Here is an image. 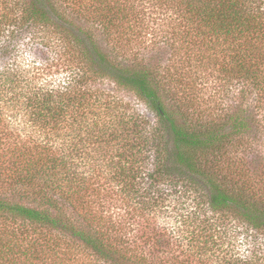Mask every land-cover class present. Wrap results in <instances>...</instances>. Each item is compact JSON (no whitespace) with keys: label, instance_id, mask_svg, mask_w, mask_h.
Returning <instances> with one entry per match:
<instances>
[{"label":"trees","instance_id":"16d2710c","mask_svg":"<svg viewBox=\"0 0 264 264\" xmlns=\"http://www.w3.org/2000/svg\"><path fill=\"white\" fill-rule=\"evenodd\" d=\"M171 1L187 53L204 46L239 82L245 101L220 121L169 96L160 72L100 48L97 32L109 37L132 16L119 0H0V217L31 228V250L20 252L33 264H154L95 214L99 199L117 196L135 208L131 219L147 220L141 237L158 264H264V181L242 151L261 125L248 95L264 110V0ZM47 53L66 60L59 82L42 76ZM104 80L154 118L100 89ZM172 196L184 209L161 226L152 219ZM14 246L0 244L7 264Z\"/></svg>","mask_w":264,"mask_h":264},{"label":"rangeland","instance_id":"374dc122","mask_svg":"<svg viewBox=\"0 0 264 264\" xmlns=\"http://www.w3.org/2000/svg\"><path fill=\"white\" fill-rule=\"evenodd\" d=\"M119 1L129 8L128 11L133 8L132 16L129 23H125L124 29L111 32L109 37L102 32H97V40L101 49L123 62L133 63L136 60L140 65H146L149 69L160 72L169 96L182 100L185 106L207 122L220 121L226 108L235 109L244 103V97L239 94V82L224 77L220 57H207L208 52L202 45L198 48L197 46L190 48L187 53V48L180 44L176 31L180 29L181 20L177 14L178 9L171 5V0ZM82 20L80 21L82 25L91 26L90 22L86 23ZM28 56L31 59L33 54ZM182 59H185V63L179 70V62ZM45 60L46 70L43 71L42 76L52 77L59 82L66 75L65 58L47 53ZM98 87L126 101L128 106L136 109L149 120L154 118L153 113L131 90L115 86L109 80L101 81ZM252 97L253 95H248L247 98L250 106L248 113L251 118L259 120L261 125L251 129L246 136L250 144L245 148L246 150L242 151L245 153L249 168L253 171L255 169L256 175L263 176L264 181V110L260 107V103ZM168 101L172 103L171 99ZM14 198L18 202L32 205L26 199H22L20 194H15ZM179 201L182 202L183 198L177 199L176 196H172L169 207L166 209L167 212L152 220H156L162 226L173 217L172 210L177 212L179 209L180 211L184 209L177 205ZM134 209L131 204L119 196L114 199L101 198L94 206L95 214L103 217V222L100 220L102 226L104 225V228L110 226L114 238L120 240L123 236L129 237L137 252L149 254L153 263L158 264L157 261L162 259L161 252L155 247L143 244L141 235L143 236V231H148L143 230L146 229L147 220L145 218L131 219L135 213ZM5 224L11 227H5ZM159 228L154 229L159 230ZM160 235L163 236V231ZM32 239L33 232L27 223L20 225L19 221L9 220L8 222L0 217V244L7 242L15 245V260L11 264H33L30 257L21 254L23 249L31 250ZM74 253L79 262L83 260L89 263L92 259L87 252L84 255L82 251L74 250ZM6 261L0 258V264H7Z\"/></svg>","mask_w":264,"mask_h":264}]
</instances>
